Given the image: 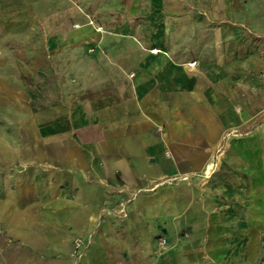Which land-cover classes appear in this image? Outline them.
<instances>
[{"label": "rangeland", "instance_id": "1", "mask_svg": "<svg viewBox=\"0 0 264 264\" xmlns=\"http://www.w3.org/2000/svg\"><path fill=\"white\" fill-rule=\"evenodd\" d=\"M219 46L246 61L252 114L243 121L231 102L236 120L196 169L165 178L175 199L164 214L134 215L140 227L126 232L122 255L127 264H264V0H0V164L54 165L57 147L88 160L90 104L112 96L118 75L131 81L136 49L181 62ZM120 99L134 116L130 95ZM153 126L164 137L166 126ZM132 198L102 212L123 217ZM87 246L73 241L79 263Z\"/></svg>", "mask_w": 264, "mask_h": 264}, {"label": "crops", "instance_id": "2", "mask_svg": "<svg viewBox=\"0 0 264 264\" xmlns=\"http://www.w3.org/2000/svg\"><path fill=\"white\" fill-rule=\"evenodd\" d=\"M157 49H136L131 81L118 75L112 96H101V101L112 97L114 107L100 111L103 101L90 104L96 110L88 116V160L80 150L57 147L54 165L0 164V264H127L122 255L126 232L140 227L134 215L139 220L141 213L167 211L176 189L165 178L196 169L197 157L220 142L237 118L232 101H240L243 121L251 116L252 79L241 69L246 61L233 58L230 49L226 55L219 46L181 62ZM96 88L90 89L103 93L107 86ZM122 94L130 95V118L122 115ZM111 117L115 120L108 126ZM160 122L166 126L164 137L153 126ZM141 188L149 193L133 199ZM128 198L133 201L123 217L102 212ZM77 238L88 239L80 263L73 248Z\"/></svg>", "mask_w": 264, "mask_h": 264}, {"label": "trees", "instance_id": "3", "mask_svg": "<svg viewBox=\"0 0 264 264\" xmlns=\"http://www.w3.org/2000/svg\"><path fill=\"white\" fill-rule=\"evenodd\" d=\"M250 129H239L238 131H235L236 133L238 134H243V133H246L248 132Z\"/></svg>", "mask_w": 264, "mask_h": 264}, {"label": "built area", "instance_id": "4", "mask_svg": "<svg viewBox=\"0 0 264 264\" xmlns=\"http://www.w3.org/2000/svg\"><path fill=\"white\" fill-rule=\"evenodd\" d=\"M165 242H166V239L165 238H163V239H161V244H165Z\"/></svg>", "mask_w": 264, "mask_h": 264}]
</instances>
